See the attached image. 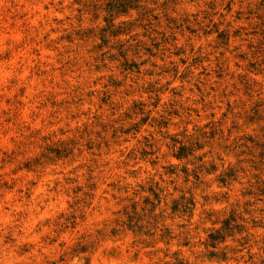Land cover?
<instances>
[{
	"label": "rangeland",
	"instance_id": "1",
	"mask_svg": "<svg viewBox=\"0 0 264 264\" xmlns=\"http://www.w3.org/2000/svg\"><path fill=\"white\" fill-rule=\"evenodd\" d=\"M0 264H264V0H0Z\"/></svg>",
	"mask_w": 264,
	"mask_h": 264
},
{
	"label": "trees",
	"instance_id": "2",
	"mask_svg": "<svg viewBox=\"0 0 264 264\" xmlns=\"http://www.w3.org/2000/svg\"><path fill=\"white\" fill-rule=\"evenodd\" d=\"M177 156H181V154H177ZM224 229V228H223ZM221 230L220 229L219 231H215L214 233H210L209 234V238L212 240V241H215V240H222L224 238V235L221 234ZM213 243V242H212ZM213 246V245H212Z\"/></svg>",
	"mask_w": 264,
	"mask_h": 264
}]
</instances>
